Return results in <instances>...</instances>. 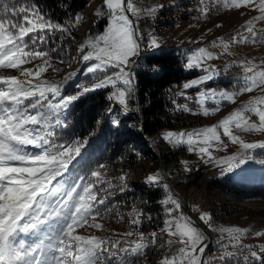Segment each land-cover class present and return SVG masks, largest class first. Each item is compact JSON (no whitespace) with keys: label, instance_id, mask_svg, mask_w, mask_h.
Masks as SVG:
<instances>
[{"label":"snow or ice","instance_id":"6c2138e0","mask_svg":"<svg viewBox=\"0 0 264 264\" xmlns=\"http://www.w3.org/2000/svg\"><path fill=\"white\" fill-rule=\"evenodd\" d=\"M200 5L202 16L221 6L229 10L246 7L257 11L259 15L248 21L243 31L233 35L231 43L264 44V30L255 29L256 22L264 21V0L258 3L256 0H200ZM156 11L157 8L147 9L148 13ZM141 13L132 0H103L95 15L107 19L104 31L90 36L78 48L84 53L81 59L88 64L84 74L91 76V83L77 85L78 92L65 95V87L78 73L71 72L63 80L52 83L40 79L52 67V58L44 46L50 35L68 34L70 27L78 25L83 16L74 15L65 26L54 22L29 0H0V70L19 73L0 75V264H128L127 257L140 256L147 247L143 233L131 239L134 231L115 240L76 234L85 226L103 230L98 218L103 219L109 209L102 207L107 199V190L102 185L107 183L110 188L111 183L103 179L100 170L105 167L103 164L86 171L90 166L84 151L87 139L62 140L58 131L66 127L65 117L74 102L96 90L111 88L109 101L119 104L125 115L134 110L129 104L136 92L131 69L137 64L133 58L141 55V38L129 14L139 16ZM220 44L227 52L229 44L222 40ZM148 47L155 50L161 45L157 38L151 37ZM212 58L213 54L206 48H199L188 56L185 67L188 70L200 68L205 75L184 83V89L213 79L214 71L202 68L204 61ZM37 60L42 63L35 64L34 68L24 67ZM91 61L94 63H89ZM240 66L244 76L237 89H205L198 93L196 103L203 116L219 112L224 101L235 103L240 95L264 87V61L248 60ZM110 69L113 71L109 72ZM152 69L156 70L155 66ZM34 80L39 82L34 83ZM205 100H212L215 106L206 107ZM181 110L197 114L187 105ZM246 114L254 115L258 122L251 121ZM233 127L243 133H264V96L250 99L217 125L189 132L169 131L163 139L174 146H187L189 153L198 154L201 159L206 157L205 162L216 163L223 175L252 160L257 148L264 149V143H248L234 135ZM219 130L230 143L239 145L240 152L217 161L213 152L224 147ZM185 171L191 169L185 167ZM119 179L124 191L126 177L121 175ZM161 179L157 173L148 176L146 182L158 185ZM163 187L168 191L167 184ZM162 203L169 218L161 231L169 237V247L177 242L181 246L175 253L163 257L161 264H224L236 255L223 251L215 260L205 257L208 245L204 243L203 231L181 211V204L170 192ZM141 215L135 209L129 213L134 229L140 227ZM200 220L210 230L228 233L230 243L226 247H240L244 232L215 228L209 213H202ZM151 237L154 242L156 233ZM121 244L126 247L121 248ZM241 252L248 253L243 257V264H264V258L250 247L241 248ZM259 252L264 253V247Z\"/></svg>","mask_w":264,"mask_h":264},{"label":"rangeland","instance_id":"374dc122","mask_svg":"<svg viewBox=\"0 0 264 264\" xmlns=\"http://www.w3.org/2000/svg\"><path fill=\"white\" fill-rule=\"evenodd\" d=\"M256 2L258 3L259 0ZM132 3L142 10L139 16L129 14L130 19L137 26L141 38V55L158 50L148 47V40L155 37L161 45L160 48L172 50L182 60L184 71L188 77L181 83L172 84L166 88L163 97L167 106L162 119L168 124L167 127L147 138L152 141V144L146 141V138L141 134L142 120L138 115L137 106L132 103L136 94L129 101L130 107L134 110L125 115L119 104L107 99L112 91L111 88L96 90L100 91L102 101L99 105L96 101L94 106L100 111L93 122H87L84 127L86 132L84 135L80 134L79 138L87 139L86 148H88L89 143L99 141L104 136L102 139L111 141L112 148L116 146L118 148H115L116 156H104L100 163H97L95 159L96 152L101 149L100 146H92L93 153L87 154L95 159L93 163H89L87 172L97 169L100 164L105 166L100 170L103 173V179L110 182L111 187L109 188L107 183L102 185L107 190L106 204L102 207L109 210L104 214L103 219L98 218V222L103 224V230L98 231L85 226L78 229L76 234L115 240L122 239L123 234L128 231L135 233L131 239H136L139 233H143L147 247L142 255L127 257L128 264H161L163 257L175 253L181 245L177 242L169 247L167 244L169 237L161 231L164 221L169 218L162 201L166 199L169 192L171 193L169 187L168 191L164 189L163 185L167 183L159 172L160 165H163L161 155L163 153L168 159L167 164L163 165L164 174L172 182L174 191L184 199L186 208L192 209V213H190L197 223L187 215L182 206L181 211L199 229L206 231H203L206 236L205 244H208L209 235L212 238L211 246L204 256L215 260L223 251H231L236 255L225 261L224 264H243V257L248 253L241 252V248L247 246L264 258V253L259 252V249L264 247V235L259 237L256 235L258 232L264 233V176L261 184L254 186L253 190L249 191V179L245 175L246 170L256 164L260 168L264 166V149L257 148L253 152L252 160L234 172L222 175L221 168L216 163H206V157L201 159L200 155L189 153L187 146H174L163 139L164 134L169 131L189 132L217 125L250 99L264 96V87L255 88L250 93L240 95L235 103L222 102L221 110L208 117L203 116L196 103L198 93L202 90L232 91L237 89L244 76L243 68L240 66L241 62L252 60L260 63L264 61V44L237 45L231 43L233 35L243 31L247 22L253 20L259 13L246 7L229 10L221 6L219 10L213 9L207 16H202L199 10L200 0H132ZM102 4L103 0H89L87 5L76 14L82 15L83 20L75 27H70L68 34L56 32L54 35H50L48 44L44 46L52 58V67L43 73L40 79L52 83L63 80L71 72L78 73L65 87V95L78 92L80 89L77 85L91 83V76L84 74L88 66L81 59L84 53H80L78 48L90 36L104 31L107 19L95 15ZM149 8H157V11L148 13L147 9ZM103 21L105 23H102ZM64 25L67 26V24ZM255 29L264 30V21L256 22ZM56 36L58 42L54 45L51 39ZM221 40L229 44L227 52L220 44ZM214 42H216L215 47H213ZM199 48H206L213 54L212 59L204 61L202 68H209L214 71L215 75L213 79L204 84L184 89V83L197 80L205 75L200 68L188 70L185 67L188 56ZM140 57L142 58L143 55ZM137 58L134 57L133 60L135 61ZM61 60L63 63L60 62ZM38 63H42V61L37 60L33 64L24 65V67L34 68ZM89 63H94V61ZM138 65L136 64V67L131 70L135 71ZM54 69H59V71ZM111 71L113 70L110 69L109 72ZM0 75H19V73L16 70L5 69L0 70ZM33 82L38 83L39 80ZM93 92L80 99L88 95L91 97ZM184 105H187L191 112L197 114L193 115L182 111ZM205 106L212 108L215 105L212 100H205ZM246 115L250 116L251 121L258 122V118L254 115ZM219 131L224 147L213 152L217 161L240 152L239 145L230 143L228 138L222 135V130ZM233 134L240 136L248 143H264V133H243L233 127ZM60 138L70 141L65 137ZM185 161L186 165L183 163ZM185 167L190 168L191 171H185ZM157 173L162 177L158 185H150L146 182L148 176ZM121 175L126 177L127 187L124 191H121L123 187L119 179ZM244 181L248 183H244ZM236 189L239 192H236ZM244 191L245 193H243ZM104 194L101 193V195ZM173 197L181 204L177 197L174 195ZM167 207H172V205ZM134 209L142 213L140 216L141 225L138 229H134L130 223L129 213ZM202 213L211 215V223L215 228L239 229L244 232L240 247H226L230 243L228 233L210 230L200 220ZM153 232L156 233L154 242L151 237ZM120 247L123 248L126 245L121 244ZM249 259L251 260L250 256Z\"/></svg>","mask_w":264,"mask_h":264},{"label":"trees","instance_id":"16d2710c","mask_svg":"<svg viewBox=\"0 0 264 264\" xmlns=\"http://www.w3.org/2000/svg\"><path fill=\"white\" fill-rule=\"evenodd\" d=\"M29 2L37 4L39 9L54 22L64 25L83 9L89 0H29ZM102 23H105V21ZM51 41L52 44H57L58 37L52 38ZM142 55L143 57H140L141 59L137 62L139 64L138 68L133 71L135 75L136 98L132 100V103L137 106L138 115L142 120L141 134L146 138H150L162 128L167 127L168 124L167 121L162 119L167 106V102L163 97L166 88L172 84L181 83L188 75L184 71L182 60L172 50L160 48L151 53H142ZM152 66H155L156 70H153ZM84 99L87 100L85 101ZM101 99L100 91H95L91 97L88 95L72 105L65 117L67 121L66 127L58 130L60 137L73 140L79 138L80 134L84 135L86 132L84 127L87 125V122H93L95 116L100 111L94 105L97 103L96 101H98L99 105L102 101ZM102 138L104 136L99 141L89 143V147L84 150L87 156L88 153H93L92 146H100L101 149L96 152L95 159L97 163H100L104 156H116L115 148L117 146L112 148L111 141H105ZM161 155L163 165L165 166L168 159L163 153ZM87 159L89 163H93L95 160L91 156H87ZM189 211L192 213L191 208Z\"/></svg>","mask_w":264,"mask_h":264},{"label":"water","instance_id":"95a60500","mask_svg":"<svg viewBox=\"0 0 264 264\" xmlns=\"http://www.w3.org/2000/svg\"><path fill=\"white\" fill-rule=\"evenodd\" d=\"M140 56H141V55H140ZM140 56H139L135 61L138 62ZM144 138H146V137H144ZM146 141H148V142H150V143L152 144V141L149 140V139H147V138H146ZM159 172H160L161 176L163 177L164 181L167 183V185H168V187H169L171 193H172L175 197H177V198L180 200V202H181V206H182L183 210L187 213V215H188V216H189V217H190L195 223H197V222L195 221L194 217L192 216V214L190 213V211L186 208L185 203H184V199L174 191V187H173L172 182L169 181V180L167 179L166 175L164 174V171H163V165H160V167H159ZM200 227H201V226H200ZM201 228H202V227H201ZM202 229H203V228H202ZM203 231H205V230L203 229ZM205 232H206V231H205ZM208 239H209V240H208V244H207V245H208V248H207L206 252L204 253V255L207 253V251H208V249L210 248L211 243H212V238H211L210 235H209V238H208Z\"/></svg>","mask_w":264,"mask_h":264}]
</instances>
